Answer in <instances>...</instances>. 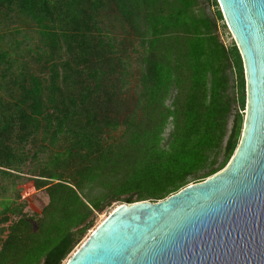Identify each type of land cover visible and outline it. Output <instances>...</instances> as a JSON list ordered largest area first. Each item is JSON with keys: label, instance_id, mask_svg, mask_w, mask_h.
I'll return each instance as SVG.
<instances>
[{"label": "trees", "instance_id": "trees-1", "mask_svg": "<svg viewBox=\"0 0 264 264\" xmlns=\"http://www.w3.org/2000/svg\"><path fill=\"white\" fill-rule=\"evenodd\" d=\"M207 2L213 16L200 0H0V264L68 262L114 204L162 201L227 167L245 69ZM110 12L132 40L105 31ZM10 23L38 42L23 48ZM27 166L23 192L3 197ZM39 191L49 201L30 218L17 200Z\"/></svg>", "mask_w": 264, "mask_h": 264}, {"label": "water", "instance_id": "water-1", "mask_svg": "<svg viewBox=\"0 0 264 264\" xmlns=\"http://www.w3.org/2000/svg\"><path fill=\"white\" fill-rule=\"evenodd\" d=\"M247 105L227 167L158 201L120 204L67 264H264V0H217Z\"/></svg>", "mask_w": 264, "mask_h": 264}, {"label": "rangeland", "instance_id": "rangeland-1", "mask_svg": "<svg viewBox=\"0 0 264 264\" xmlns=\"http://www.w3.org/2000/svg\"><path fill=\"white\" fill-rule=\"evenodd\" d=\"M201 1V6L205 9L207 14H210L213 16L214 14V8L208 4L207 0H200ZM115 15H119L118 13H111L110 15L111 18H106L107 16L105 15V19L103 18L102 20V26L105 29V31L110 32L111 37H115L118 40H123L128 42L129 40H132V33L130 31V29L127 30V28H122L121 22L119 23V21L114 18ZM120 16V15H119ZM225 20V19H224ZM226 22V21H225ZM21 28L22 32L16 36V38L18 40H21L23 42L22 47L26 48L28 46V44L30 45H34L38 42L37 39V32H36V28L35 26H33L32 24H25V25H21V24H13L10 23V26L4 29H9V30H15V28ZM220 35L222 40H224L226 43H230L232 41L233 36L228 28V33H225L223 31V29L220 28ZM14 36H11L10 34H8L6 36V42H10L11 39H13ZM135 62V59H134ZM138 66L136 64H134L133 66V71L134 73H137L138 71ZM234 90H231V93L233 94ZM245 116V114H244ZM170 128L167 130V134L169 133ZM120 133H118L117 135H119ZM23 174H22V179L16 181V183L13 185L11 183V181H6L4 184L7 185L9 187L8 192L3 196V197H7V198H12V199H16V194L17 192H23V189H25V184H27V179L29 177V170L30 167H24L23 168ZM49 198L47 196V194L44 191H39L36 193H31L28 194L24 199L21 200H17L18 203H22L24 206V213L30 217V218H36L43 210V208L48 204ZM120 203V202H119ZM119 203L114 204L112 207L106 209L103 214H100L97 216L96 219V223H95V227L96 228L103 220L106 216H108L113 209H115ZM3 205L1 204V199H0V220L3 218ZM2 226V225H0ZM87 238V237H86ZM86 238H84L83 242L86 240ZM67 260L63 263L66 264Z\"/></svg>", "mask_w": 264, "mask_h": 264}, {"label": "bare ground", "instance_id": "bare-ground-1", "mask_svg": "<svg viewBox=\"0 0 264 264\" xmlns=\"http://www.w3.org/2000/svg\"><path fill=\"white\" fill-rule=\"evenodd\" d=\"M114 210H115V209H113L112 212H113ZM112 212H111V213H112ZM107 217H108V216H106V217L104 218V220H105ZM104 220H103V221H104Z\"/></svg>", "mask_w": 264, "mask_h": 264}]
</instances>
